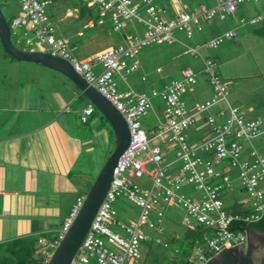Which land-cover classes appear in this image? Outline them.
<instances>
[{
	"label": "built area",
	"instance_id": "1",
	"mask_svg": "<svg viewBox=\"0 0 264 264\" xmlns=\"http://www.w3.org/2000/svg\"><path fill=\"white\" fill-rule=\"evenodd\" d=\"M87 1L97 11L98 25H103L108 18L112 29L120 31L129 21L135 20L143 26L142 33L124 37L120 43L91 59L79 60L70 52L67 40L56 35L55 25L48 13L51 0H18L20 11L10 25L12 30H24L25 44L32 50L48 52L69 62L78 75L120 112L128 127V145L116 162L108 190L70 264H144L142 245L163 243L157 234L164 231L163 221L171 205L181 210L182 227L200 224L209 228L210 233L204 238L203 245L206 253L214 254L244 241L245 234L229 226L234 220L255 221L264 210V153L249 144L264 137V105L262 115L248 118L238 106L230 104L229 92L216 72L215 62L208 58L201 57V60L212 95L198 102L191 112L182 99L184 91L197 82L189 68L181 71V79L171 80L160 90L136 91L129 88L119 91L114 77L119 74L126 78L140 67L141 49L177 42L173 34L175 31L191 37L200 25L215 18L231 16L240 4L261 0H217L215 6L182 11L173 18H167L166 10L153 0H141L143 7L133 0ZM262 18L261 14L255 15L246 20L240 19L239 24L255 25ZM236 36V29H228L209 38L204 45L216 48L225 39ZM185 53L199 55L194 48L187 46ZM98 67L100 69L96 71ZM145 79L146 76L142 75L141 80ZM155 97L162 100V118L158 127L149 133L142 126L141 119L155 112L152 105V98ZM219 102L224 107L212 111ZM93 111L92 104L84 107L80 121L86 123ZM198 115H204L208 132L195 146H190L187 131L195 124ZM154 138L175 146V159L180 162L176 174H172L170 165L165 163L161 147L151 143ZM140 155L144 157L140 158ZM149 163L152 168L146 169ZM225 163L238 170L240 189L247 197V201L242 203L248 210L246 214L229 215L225 210L223 196L233 191L231 179L223 170ZM142 178L147 181L144 185L139 183ZM184 188H189L192 194L184 192ZM83 198H76L53 239L38 238L34 254L42 258L43 264L48 263L51 250L70 227ZM120 198L138 208L137 216L129 218L126 223L116 219L114 204ZM144 229L154 230L155 235ZM208 257L201 248L195 247L188 262L203 264Z\"/></svg>",
	"mask_w": 264,
	"mask_h": 264
},
{
	"label": "crops",
	"instance_id": "2",
	"mask_svg": "<svg viewBox=\"0 0 264 264\" xmlns=\"http://www.w3.org/2000/svg\"><path fill=\"white\" fill-rule=\"evenodd\" d=\"M62 1L66 5L62 18L69 17L73 12L78 11L75 1ZM83 1L90 7L87 0ZM133 1L139 4L140 7H143L141 0ZM153 1L159 7L166 10L167 18H173L182 11H191L200 6L211 7L217 4V0ZM194 2L197 4H194ZM205 3H210V5L206 6ZM246 4L257 3L238 5H242L240 15H238V19L234 23L235 25L229 28L236 29L237 35L239 28L252 27V25H240V19L246 20L255 15H264V0L258 2L259 5L257 9L255 8L256 11L253 14L248 12ZM49 16L54 24L52 15L49 14ZM225 19L215 18L207 23V26H204L205 24L200 25V27L194 29L191 37H195L196 44L205 43L209 38L228 30L219 31L217 29L216 23H220ZM108 20L109 22L103 25H105L106 32L109 33L115 30L111 27L110 19ZM83 21L85 27L94 25L92 20L83 19ZM126 27L127 24L122 30L117 31L119 37L118 43L128 35L140 34L133 22L130 26L132 34L124 32V28ZM175 37L177 42L171 45H152L145 47L147 48L145 52H142L144 48L141 49L139 53L140 67L136 70H140L141 72L134 78L132 83L129 84L127 78H122L119 74H115V77H118L125 84L124 86H126L124 90L119 91H125L129 88L136 91H149L151 88H155V83L162 85L158 90L162 89L167 84L160 75L162 72L161 62L163 60L168 63V71L178 70L180 77L172 78L171 80L181 79V71L185 68L193 71L191 67H182L177 63L179 55L189 53H185L183 37L181 35H175ZM186 38L190 37L186 36ZM112 46H108V48ZM162 46H166V48ZM174 46L175 48L172 49ZM29 50H32V48ZM95 54L97 52L91 54L90 57L92 58ZM90 57L79 60H88L91 59ZM25 64L35 68L38 72L46 73V70H50V68L33 62ZM98 69L100 68L98 67L96 71ZM142 75L146 76L144 81L141 80ZM63 80L56 76H51L50 78L32 77L29 82L33 90L29 93L6 94L0 91V244L18 237H44L46 240H51L55 237L64 219L68 216L76 198L85 189L88 177L83 169L87 163H90L87 157H92L96 153L99 160H104L103 154L99 152V149L110 142L109 132L111 129L109 132L107 131L108 129L104 126L105 122L100 118L101 114H97L95 108L86 123L80 121L82 109L91 103L72 83L73 89L65 95L63 90L70 88L65 85ZM196 80V84L187 88L182 94V99L186 102L190 112L194 110L198 102L202 101V98L199 96V93L197 94L195 89L198 83L197 78ZM138 82L147 86L148 89L138 86ZM206 83L209 84L207 79ZM50 86H53L51 90H49ZM185 94L186 97L183 98ZM211 95L212 92L207 98ZM229 103L238 106L248 118L262 115L264 102L259 106L251 98L239 96L230 100ZM223 107L224 104L219 102L213 106L212 111ZM152 113L156 114L155 112ZM95 118L100 121L98 126L96 125ZM161 118L162 114L160 117H157V124L151 126L146 131L150 133L152 129H156ZM207 132L204 115L196 116L195 124L187 131L188 144L195 146L200 139L207 135ZM111 134L113 136L112 131ZM159 142L165 144V147L160 146ZM151 143L161 147L164 152L165 163L170 165L171 173L176 174L180 162L175 159V146L167 141L162 142L155 138L152 139ZM249 144L253 145V140ZM172 151H174V159L168 160L167 157L170 156ZM200 154L203 156L207 155L203 152ZM223 170L225 171V165H223ZM140 181L143 182V185L147 182L145 178L140 179ZM189 190V188H184V192L192 194ZM233 192L234 188L233 191L224 194V206L234 202L242 205L245 202L239 199H230L225 202L224 197ZM142 248L145 249V244L142 245Z\"/></svg>",
	"mask_w": 264,
	"mask_h": 264
},
{
	"label": "rangeland",
	"instance_id": "3",
	"mask_svg": "<svg viewBox=\"0 0 264 264\" xmlns=\"http://www.w3.org/2000/svg\"><path fill=\"white\" fill-rule=\"evenodd\" d=\"M77 2V0H72ZM261 2V1H260ZM194 4H197L194 2ZM209 6L210 3H205ZM1 8L4 12L6 18L14 15L18 11V0H0ZM257 4H246L248 6V12L250 14L255 13V8L258 7ZM237 10L228 16L224 21L216 23L217 29L219 31L229 29L233 27L235 22L240 15L241 6L236 7ZM66 5L62 0H56L54 4L48 7L49 14L52 15V20L57 29V35L65 38L68 42V47L73 56L78 59H87L94 54V52L99 53L108 48V46L115 45L119 42V37L117 31H110L109 33L105 30V25L99 26L94 23L91 27H85L83 20L78 18V12H73L69 17H63ZM20 11V10H19ZM18 11V13H19ZM108 18H105V23H108ZM136 26L138 32L141 34L143 26L137 23L135 20L132 21ZM132 22L127 23V27L124 28V32L127 34H132L130 26ZM214 23V21H213ZM214 25V24H213ZM204 26H207L206 24ZM211 26V25H210ZM252 27H241L238 29V35L233 39H225L218 47L209 48L203 44H196L195 37L186 38V36L175 31L173 34L181 35L184 39V45L196 49L199 55L195 53L181 54L177 59V63L182 67H191L195 73L198 83L195 87L197 94L203 99L207 98L212 89L209 84L206 83V74L204 73V66L201 60L202 58L211 59L215 62L216 72L219 75L222 82L225 84L229 96V101L235 99L239 96H245L251 98V100L256 104L261 106L264 102V38H261L252 32ZM23 29H13L11 34V40L20 49H30L31 47L25 44V36L23 35ZM184 46V48H185ZM149 47V46H148ZM166 48V46H162ZM175 46L172 48L174 49ZM147 48H144L142 52H145ZM91 58V57H90ZM27 62H20L16 60H11L3 53V48L0 44V91L4 93H29L31 92L32 85L30 84V78L56 76L58 78L64 79L65 85L70 89H64V93H70L73 86L71 82L67 80L61 74L55 72L54 70H46L47 72H38L35 68L27 66ZM162 72L160 73L163 77V81L168 83L172 78H179L178 70L168 71V63L164 60L161 62ZM141 71H135L131 75L126 76L127 82L130 84L134 78L139 75ZM66 79V80H65ZM49 81V79H48ZM118 90H124L125 84L118 78L115 77ZM59 85V84H58ZM138 86H142L148 89L147 86L138 82ZM161 84L155 83L154 87L159 89ZM59 87V86H57ZM53 86L49 87L51 90ZM60 91L59 88H57ZM48 90V91H49ZM186 94L183 95V98ZM152 105L156 114L150 112L146 117L141 119V122L146 130L151 126H155L158 122L157 117L161 116V106L162 101L159 97L152 98ZM96 125L100 123L99 119L95 118ZM107 131H110L108 123H104ZM110 142L106 146H102L99 152L103 154L104 160L101 161L98 156H90L87 159L90 163H87L84 167V172L87 174V180L85 183V189H89L92 182L94 181L97 173L99 172L102 164L110 154L113 149V136L111 131L109 132ZM259 139L253 140L254 148L264 152V139L260 141ZM160 146L165 147V144L159 142ZM172 147V146H171ZM171 150H173L171 148ZM174 151L171 152L170 156L167 157L168 160L174 159ZM143 158L144 155H140ZM86 159V160H87ZM146 169L152 168V164H147ZM225 172L230 176L234 192L224 197V201H229L230 199H239L247 201V197L240 191V182L238 178V170L236 167L230 166L225 163ZM114 208L117 211L116 219L126 223L129 218H133L138 214V208L125 198H120L115 204ZM182 212L178 207L169 208L166 212L165 219L163 221L164 231L160 235V238H165L168 233L177 231L182 227L181 225ZM112 228L118 232V227L112 225ZM151 235H155L154 230L144 229ZM175 245L164 243L148 242L145 244V249H141L144 264H172L175 258L174 253H172ZM53 252V250H51Z\"/></svg>",
	"mask_w": 264,
	"mask_h": 264
},
{
	"label": "water",
	"instance_id": "4",
	"mask_svg": "<svg viewBox=\"0 0 264 264\" xmlns=\"http://www.w3.org/2000/svg\"><path fill=\"white\" fill-rule=\"evenodd\" d=\"M0 44L4 53L17 61L33 62L66 77L103 116L113 133V149L102 164L70 227L52 252L47 264H70L90 222L110 185L116 162L129 142L127 124L118 110L94 87L86 82L66 60L48 52L20 49L11 41V28L0 8ZM245 234L242 242L222 248L203 264H264V231L238 227Z\"/></svg>",
	"mask_w": 264,
	"mask_h": 264
},
{
	"label": "trees",
	"instance_id": "5",
	"mask_svg": "<svg viewBox=\"0 0 264 264\" xmlns=\"http://www.w3.org/2000/svg\"><path fill=\"white\" fill-rule=\"evenodd\" d=\"M52 2H55L56 0H51ZM76 5L78 7V18L84 19V20H92L94 23L97 24V11L94 7H89L83 0H77ZM1 8V5H0ZM2 10V8H1ZM19 5H18V11H19ZM18 11L16 14L11 15L9 18H6L8 25L10 26L12 23V20L17 16ZM3 12V10H2ZM4 14V12H3ZM262 21L260 23L253 25V34L264 38V15ZM6 17V16H5ZM11 29V34H12ZM12 41V40H11ZM15 46H17L15 43H13ZM4 53V51H3ZM7 57H9L11 60H14L11 58L8 54L4 53ZM97 114L100 115L98 111L95 110ZM100 118L106 122V120L103 118L102 115H100ZM107 123V122H106ZM264 137L260 139L262 141ZM140 183L143 184L142 181ZM88 189L83 190L80 196L85 195ZM225 210L227 214L234 215L236 213L246 214L248 213V210L241 204L232 203L225 206ZM247 225L249 228H255L260 231H264V210L261 214V216L251 222L246 221H232L229 228L235 231H239L238 227ZM210 233L209 228H206L203 225L196 224L189 228H181L179 230H175L173 232L168 233L166 237L163 240V243L165 245L173 244L175 245L172 253H174L175 258L172 261V264H190L188 262V257L191 254L192 250L195 247L201 248L203 253L206 254V256H211L212 254L206 253L203 249L204 245V238L208 236ZM56 236V235H55ZM54 238V237H53ZM52 238V239H53ZM38 248V237H18L15 239H12L10 241H6L4 243L0 244V264H43L42 258L39 256H36L34 254V251Z\"/></svg>",
	"mask_w": 264,
	"mask_h": 264
}]
</instances>
